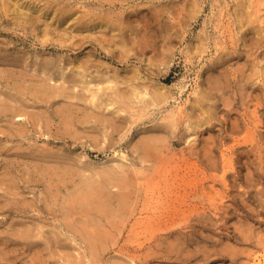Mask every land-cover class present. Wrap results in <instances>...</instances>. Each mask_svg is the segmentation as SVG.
Segmentation results:
<instances>
[{
  "label": "rangeland",
  "instance_id": "rangeland-1",
  "mask_svg": "<svg viewBox=\"0 0 264 264\" xmlns=\"http://www.w3.org/2000/svg\"><path fill=\"white\" fill-rule=\"evenodd\" d=\"M28 1L0 0V264H255L253 255L264 253V52L261 50L264 48V1L250 0L256 3L255 7L249 0L120 1L115 7L118 12L113 9L112 15L115 12L113 23L116 24H119L116 19L121 15V19L118 18L122 20L121 30L115 29L117 26L113 24L115 27L111 31L119 30L121 36L119 31L112 34L110 29L104 27L103 30L100 24L88 25L96 38L89 36L87 26L76 25L73 19L69 24L63 23L50 9L48 18L40 19V14L34 9L40 1ZM42 1L40 4H44L45 0ZM194 2L197 6L193 7L197 8L188 10ZM238 2H241L238 5L243 6L241 9L244 10L237 6ZM16 3L20 6H15ZM248 3L249 8L245 7ZM257 4L261 7L256 8ZM28 7L32 9L26 13ZM250 7L258 9V13H252L253 8ZM86 9L89 10V7ZM120 9H128V14ZM247 10L255 18L252 23L255 30L256 20L261 24H258L259 27L257 25L260 32H254L253 26L245 21L249 17ZM32 15L35 19H32ZM76 15L82 14L78 12ZM235 22H246L244 28L250 27L246 29H251L249 33L254 35H250L246 29L247 34L244 33V28L242 33V29H239L241 24ZM165 24L171 25L168 28ZM44 29L50 33L47 34L48 31ZM73 29L81 36L70 34ZM164 34H167L166 37ZM242 34L246 41H242ZM255 35L259 39L257 44ZM253 40L256 42L253 43ZM222 47H226L224 51ZM80 64L85 68H79ZM79 74L81 80H77ZM72 77H77L79 86ZM61 84L67 89L63 88V91ZM132 86H136L137 90ZM138 89L140 92L142 89V92ZM153 91H160L158 94L163 92V101L161 98L158 99L160 102L157 101ZM97 96H101V99ZM200 96L202 101L197 99ZM129 97L136 102H130ZM200 101L203 105H200ZM92 103L96 108L100 104L99 109L102 103L106 105L99 111ZM138 107L145 110L139 111L136 109ZM93 110L103 118L94 113L93 116ZM208 111H212L211 115ZM170 112H176L177 117L174 113L173 116L177 120L171 115L172 121L168 120V124L166 120ZM89 113L102 119H96V123ZM205 115L210 117L206 118ZM137 116H142V119L139 120ZM69 124L70 129L66 127ZM234 124L238 128H233ZM241 127L246 128L245 131L251 129L245 132ZM74 132L77 134L74 135ZM247 133L252 134L248 137ZM245 137L247 142L244 141ZM237 139L242 141L238 142ZM146 141L148 146L144 145L147 147L143 145L137 148ZM149 141L152 144L156 142L153 144L156 148L163 144L162 148L157 149L160 154L157 150V155L152 152L156 159L153 154L147 158L143 155V159L139 154L150 150L152 144L150 142L149 145ZM45 150H49V153H44ZM231 151L233 154H230ZM122 154L124 158L126 156L125 162L122 161ZM228 159H232L231 162ZM118 161L121 167L129 169L126 171L131 172L130 176L123 167L121 173L119 164H115ZM62 164L65 166L62 167ZM107 164L113 167L114 172L118 170L116 175L117 172L119 175L126 173L130 187L133 184L131 177L135 178L134 187L130 188L121 180L119 182V175L110 180L114 183L118 181L116 184L121 187H112L114 183L111 182L107 184L105 180L108 177L104 174ZM115 165L119 169L117 166L115 169ZM102 166H106V170L101 171ZM59 170H66L67 175L61 177L63 174ZM97 170L100 175L92 172ZM183 173L187 175L182 177ZM57 174L60 177L54 180L52 176ZM101 174L102 179H98ZM93 176L99 182L101 180L99 185L103 188L109 186L110 189H104L107 191L105 198L93 193L92 188L98 183L92 180H96ZM186 176L191 177L190 180ZM181 177L187 179L186 183ZM86 183L92 184L87 186ZM99 185L96 184V187ZM125 186L129 187V190L128 187L125 189L126 192L123 190ZM182 191L190 192L186 194L188 197ZM127 192L133 196H128L130 200ZM118 193L128 199L126 201L123 197L124 205L117 200L121 198ZM83 195L85 197H81ZM82 198L89 200H86L87 206ZM156 198L158 203L154 200ZM174 200L181 202V205ZM90 201L94 203L90 205ZM101 201H105V205ZM126 202H129V207ZM163 202L165 206H162ZM70 203L74 204V208ZM125 204L127 209H124ZM95 205H99L98 208ZM173 205L176 206L173 208ZM166 206L167 212L164 210ZM116 208L124 211L118 212ZM77 209L81 210L79 214L84 212L86 216H78ZM67 210L72 215L77 214L73 216L74 220ZM170 211L175 212L172 214ZM88 217L90 222L87 221ZM99 218L101 220H97ZM66 220H70L73 226L70 221V224L65 223ZM64 223L69 227L65 225L66 228ZM154 225H158V228ZM73 227L77 232L70 229ZM85 229L94 236H90L87 230L83 232ZM98 229L105 241L97 239L96 234L100 233ZM84 236L89 239L96 236L94 239H97V243L101 241V245L95 244V247L89 244V239Z\"/></svg>",
  "mask_w": 264,
  "mask_h": 264
},
{
  "label": "bare ground",
  "instance_id": "bare-ground-1",
  "mask_svg": "<svg viewBox=\"0 0 264 264\" xmlns=\"http://www.w3.org/2000/svg\"><path fill=\"white\" fill-rule=\"evenodd\" d=\"M1 1H2V0H1ZM5 1H6V0H5ZM7 1H9V0H7ZM20 1H21V0H20ZM23 1H25V0H23ZM27 1H28V0H27ZM33 1H35V0H33ZM33 1H32V2H33ZM36 1H37V2L40 1L39 4H38V6L36 5L37 7L34 8V9H35V12L38 13V15L40 14V15H39V16H40V19H41V18H46L47 15H48V12H49V11H50V12H53V11H54V13L60 17V19H58V20H61L63 23H64V22H68L67 24H69L70 19H73L72 22H74V24H76V25H79V26H85V27L87 26V27H88V25H97V26H98V25L100 24V25H102V27H103L102 29H103V30H104V27H105L106 30H107V29H108V30L110 29V32H112V31H111V28L115 27L114 25L116 24V22L113 23V15L115 14V12H118V9H117V11H115V7L117 6L118 2H120V1H125V0H45L44 4L42 3L43 5L40 4L42 0H36ZM36 1H35V2H36ZM169 1H170V0H169ZM255 1H256V0H255ZM259 1H260V2H263L264 0H259ZM11 2H12V1H11ZM13 2H14V1H13ZM30 2H31V0L28 1V3H30ZM35 2H33V3H35ZM42 2H43V1H42ZM167 2H168V1H166V4H165V5H167ZM195 2H196V1H195ZM195 2H194V5L192 4L191 9H188V10H192V9L194 10V8H197V7H193V6H197V4H195ZM244 2H246V0H245ZM244 2H242V3H244ZM251 2H252V1H251ZM251 2H250V0H249V3H251ZM1 3H2V2H1ZM1 3H0V4H1ZM5 3H7V2H5ZM5 3H4V4H5ZM22 3H23V2H22ZM25 3H26V2H25ZM25 3H24V4H25ZM122 3H123V2H122ZM171 3H173V2H171ZM239 3H241V2H238V3H237V6L241 9V7H243V6H241V5L239 6V5H238ZM249 3H248L247 5L244 4V5H246L245 7L249 8V6H248ZM263 3H264V2H263ZM19 4H20V2H19ZM19 4L16 3L15 6L17 5V7H19V6L21 5V4H20V5H19ZM31 4H32V3H31ZM31 4H30V5H31ZM253 4H254V3L252 2L251 5L253 6ZM255 4H256V3H255ZM255 4H254V7H255ZM12 5H13V3H12ZM18 5H19V6H18ZM30 5H29V6H30ZM190 5H191V4H190ZM190 5H189V7H190ZM257 5H258V4H257ZM257 5H256V8H257V7H261L260 4H259L258 6H257ZM1 6H2V5H1ZM6 6H8V5H6ZM21 6H22V5H21ZM120 6H121V5H120ZM9 7H10V6H9ZM86 7H87V8L89 7V10H87ZM124 7H125V6H124ZM189 7H188V8H189ZM254 7H250V9H251V8L254 9ZM3 8H4V7H3ZM23 8H24V7H23ZM32 8H33V6H32ZM32 8H30V9H32ZM84 8L86 9L85 11H84ZM118 8H119V7H118ZM133 8H134V7H133ZM135 8H136V7H135ZM247 8H246V9H247ZM256 8H255L254 10L251 9L252 13H253V12H254L255 14L258 13V9H256ZM4 9H5V8H4ZM11 9H12V7H11ZM18 9H19V8H18ZM27 9H28V11H26V13H27V12H28V13L31 12V11H29V10H30L29 7H28ZM48 9H50V10L48 11ZM80 9H83V10H80ZM113 9H114L115 12H114L113 15H112ZM124 9H125V8H124ZM124 9H123V10H124ZM242 9L244 10V8H242ZM242 9H241V10H242ZM250 9H249V10H250ZM6 10H7V7H6ZM6 10H5V11H6ZM25 10H26V8H25ZM120 10H122V9H120ZM123 10H122V12H123ZM127 10H128V9H126V11H127ZM163 10H165V9H163ZM163 10H162V11H163ZM241 10H240V11H241ZM249 10H247V12H249V17H248V19L245 20V18H244V17H243V18H244V20L247 22L248 25L253 26L252 23H254V21H255V20H253V19H255V18H254V16H253V14L251 13V11H249ZM260 10H261V8H260ZM15 11H16V10H15ZM21 11H22V10H21ZM102 11H103V14H102ZM124 11H125V10H124ZM126 11H125V12H126ZM133 11H134V10H133ZM133 11H131V12H133ZM2 12H4V11H2ZM8 12H9V10H8ZM11 12H12V11H11ZM13 12H14V11H13ZM24 12H25V11H24ZM35 12H33V13H35ZM78 12H81L82 15L77 16L76 14H78ZM134 12H135V11H134ZM242 12H244V11H242ZM242 12H241L240 14H244V13H246V11H245L244 13H242ZM22 13H23V12H22ZM36 13H35V14H36ZM120 13H121V11H120L118 14H120ZM129 13H130V11H129ZM161 13H162V12H161ZM1 14H2V13H1ZM24 14H25V13H24ZM31 14H32V13H31ZM31 14L29 15L30 18H31ZM126 14H128V11L126 12ZM132 14H133V13H132ZM132 14H130V15H132ZM240 14H239V15H240ZM255 14H254V15H255ZM33 15H34V14H33ZM33 15H32V17H33ZM115 15H116V14H115ZM123 15H124V14H123ZM123 15H122V17H123ZM130 15H128V16L130 17ZM189 15H190V14H189ZM4 16L7 17L5 14H4ZM12 16H13V15H12ZM34 16H35V15H34ZM36 16H37V15H36ZM39 16H37L36 19H38ZM119 16L121 17V15H119ZM119 16H118V18H119ZM187 16H188V15H187ZM187 16H186V17H187ZM240 16H241V15H240ZM257 16H258V15H257ZM257 16H256V18H257ZM18 17H19V16H18ZM25 17H26V15H25ZM49 17H50V15H49ZM115 17L117 18V16H115ZM126 17H127V15L125 16V19H126ZM252 17H253V18H252ZM11 18H12V17H11ZM16 18H17V17H16ZM23 18H24V17H23ZM28 18H29V17H27V20H28ZM47 18H48V17H47ZM116 18H114V19H116ZM118 18H117L116 20H117V23H119V24H116L117 27H115V29L121 27L120 24L122 23V20H120V21H121V22H120L119 19H121V18H119V19H118ZM261 18H262V17H261ZM32 19H35V18L33 17ZM40 19H39V20H40ZM128 19H129V18H128ZM166 19H167V18H166ZM257 19H258V18H257ZM27 20H26V22H27ZM45 20H46V19H45ZM53 20H54V19H53ZM53 20H52V22H53ZM167 20H168V19H167ZM237 20H238V19H237ZM244 20H243V21H244ZM263 20H264V19H263ZM263 20L261 19L262 22H263ZM23 21H24V20H23ZM114 21H115V20H114ZM180 21H181V20H180ZM180 21H179V22H180ZM239 21H241V19H239ZM259 21H260V20H259ZM29 22H30V20H29ZM33 22H34V21H33ZM35 22H37V21H35ZM52 22H51V23H52ZM124 22H125V21H124ZM163 22H165V21H163ZM166 22H167V21H166ZM185 22H186V21H185ZM246 22H242V23H244V24H241L240 22H235V23H239V24H241L240 26H242V27L239 28V27H240V26H239L238 28H239V29H242V28H244V25H245ZM256 22H257L256 24L258 25L259 23H258L257 20H256ZM38 23H39V22H38ZM40 23H41V22H40ZM45 23H46V21H45ZM45 23H44V24H45ZM47 23H48V22H47ZM54 23H55V21H54L52 24H54ZM58 23H60V22H58ZM125 23H126V22H125ZM260 23H261V22H260ZM30 24H31V23H30ZM30 24H29V25H30ZM34 24L36 25V23H34ZM42 24H43V23H42ZM60 24H61V23H60ZM72 24H73V23H72ZM72 24H71V25H72ZM74 24H73V25H74ZM113 24H114V25H113ZM180 24H181V23H180ZM247 24H246V25H247ZM256 24H255V25H256ZM23 25H24V23H23ZM61 25H62V24H61ZM61 25H60V26H61ZM65 25H66V24H64V26H65ZM73 25H72V26H73ZM167 25H168V28H169V27H170L169 25H171V24H167ZM167 25L165 24L166 27H167ZM246 25H245V26H246ZM257 25H256V30H257ZM259 25H261V24H259ZM259 25H258V27H259ZM262 25H264V24L262 23ZM30 26H33V25H30ZM50 26H51V25H50ZM52 26H53V25H52ZM52 26H51V27H52ZM57 26H58V24H57ZM57 26H56V28H57ZM60 26H58V27H60ZM62 26H63V25H62ZM67 26H68V25H67ZM118 26H119V27H118ZM124 26H127V25H124ZM160 26H161V25H160ZM163 26H164V23H163ZM163 26H161V27H163ZM172 26H173V25H172ZM181 26H182V24H181ZM236 26H238V25H236ZM33 27H35V26H33ZM75 27H76V26H75ZM93 27H94V26H93ZM127 27H128V26H127ZM166 27H165V28H166ZM48 28H49V27H48ZM53 28H54V27H53ZM56 28H55V29H56ZM60 28H61V27H60ZM73 28H74V27H73ZM88 28L90 29V31H89V29H86V30H88L87 32H88L89 36H90V35L93 36V34H94L93 30L91 31V28H90V27H88ZM94 28H95V27H94ZM94 28H93V29H94ZM123 28H124V27H123ZM125 28H126V27H125ZM125 28H124V29H125ZM129 28H130V26H129ZM129 28H128V29H129ZM172 28H173V27H171L170 29H172ZM246 28H250V27H248V26L245 27V28H244V31H245ZM251 28H254V29H252L253 31L255 30V27H254V26L251 27ZM262 28H263V27H262ZM64 29L67 30L65 27H64ZM76 29H77V28H76ZM76 29H73L74 31L70 30V31H72V32H71V33L69 32V33H70V34H73V33L75 34V33H76V36L79 35V34H77L78 31H76ZM163 29H164V28H163ZM44 30H45V29H44ZM44 30H43V31H44ZM50 30H51V29H50ZM60 30H62V29H60ZM68 30H69V29H68ZM68 30H67V31H68ZM78 30H79V29H78ZM80 30H81V29H80ZM86 30H85V31H86ZM113 30H114V29H113ZM119 30H121V28H120ZM119 30H117V31H119ZM122 30H123V29H122ZM165 30H166V29H165ZM250 30H251V29H246V31H248V33H249ZM256 30H255V31H256ZM260 30H261V29H260ZM260 30H259V28H258L257 31L260 32ZM262 30H263V32H264V29H262ZM47 31H48V30H47ZM47 31L45 30V32H47ZM53 31H54V30H53ZM94 31H98V30L95 29ZM99 31H100V30H99ZM99 31H98V32H99ZM117 31H116V32H117ZM125 31H127V30H125ZM125 31H124V32H125ZM161 31H162V30H161ZM177 31H179V30H177ZM177 31H176V32H177ZM238 31H239V30H238ZM238 31H237V32H238ZM246 31H245L244 33L247 34ZM255 31H254V32H255ZM45 32H44V33H45ZM57 32H58V31H56V34H58ZM61 32H64V31H61ZM80 32H81V31H79V33H80ZM98 32H97V34H96V33H95V34L98 35ZM116 32H115V30H114V31L112 32V34H113V33L115 34ZM121 32H122V31H121ZM129 32H130V30H129ZM136 32H137V31H136ZM159 32H160V31H159ZM165 32H166V31H165ZM179 32H180V31H179ZM250 32H251V31H250ZM263 32L261 31V34H262V35H263ZM44 33H43V36L46 34V33H45V34H44ZM49 33H50V32L48 31L47 34H49ZM59 33H60V32H59ZM69 33H68V35H69ZM99 33H101V32H99ZM104 33H105V32H104ZM104 33H102V36H103ZM125 33H126V32H125ZM125 33H123L122 37L125 36ZM160 33H161V32H160ZM169 33H170V32H169ZM171 33H172V32H171ZM239 33L241 34V32H239ZM242 33H243V29H242ZM64 34L66 35V32H65ZM64 34H62V35L65 36ZM81 34L83 35V33H81ZM84 34H85V33H84ZM106 34H108V33H106ZM119 34H120V36H121L122 33H120V31H119ZM131 34H132V32H131ZM133 34H134V32H133ZM233 34H234V33H233ZM249 34H250V33H249ZM251 34H252V33H251ZM251 34H250V35H251ZM255 34H256V33H255ZM58 35H59V34H58ZM62 35H61V36H62ZM100 35H101V34H100ZM110 35H111V33H110ZM164 35H165V34H164ZM164 35H163V37H164ZM166 35H167V34H166ZM166 35H165V37H166ZM170 35H171V34H169V36H170ZM242 35H243V34H242ZM252 35H254V33H253ZM256 35H257V34H256ZM256 35H255L254 37L256 38L257 42H256L255 40L252 41L253 43H254V41H255V42H256L255 44H257L258 41H259V39H257V36H256ZM262 35H260V36H262ZM48 36H49V35H48ZM59 36H60V35H59ZM70 36H71V35H70ZM79 36H81V35H79ZM113 36H116V35H113ZM235 36H236V33H235ZM240 36H241V35H240ZM243 36H244V35H243ZM258 36H259V33H258ZM71 37H72V36H71ZM77 37H78V36H77ZM82 37L85 38V36H82ZM93 37H95V35H94ZM122 37H121V38H122ZM233 37H234V36H233ZM247 37H249V36H247ZM262 37H263V40H264V36H262ZM43 38H44V37H43ZM73 38H74V36H73ZM86 38H88V37H86ZM95 38H96V37H95ZM238 38H239V37H238ZM238 38H237V39H238ZM241 38H242V37H241ZM258 38H259V37H258ZM46 39H48V38L46 37ZM46 39H45V40H46ZM245 39H246V38H245V36H244V38H243L242 41H244ZM252 39H253V38H252ZM260 40H261V39H260ZM236 41L238 42V40H236ZM236 41H234V42H236ZM245 41H246V40H245ZM43 42H46V41H43ZM263 42H264V41H263ZM122 43H123V41H122ZM250 43H251V41H250ZM259 43H260V42H259ZM123 44H124V43H123ZM234 44L236 45V43H234ZM244 44H246V42H245ZM255 44H254V45H255ZM262 44H263V43L261 42V45H262ZM251 45L254 46L253 44H250V46H251ZM236 46H237V45H236ZM236 46H235V47H236ZM255 46H256V45H255ZM255 46H254V47H255ZM202 47H203V46H202ZM246 47H248V45H246ZM257 47H259V46H257ZM260 47H261V46H260ZM225 48H226V47H225ZM225 48H224V49H225ZM124 49H125V48H124ZM224 49H223V47H222V51H224ZM249 49H250V48H249ZM260 49H261V48H260ZM202 50H203V49L201 48V51H202ZM261 50H263V51H262V53H263V52H264V48H262ZM201 51H200V52H201ZM247 51H248V50H247ZM251 51H253V49H252ZM253 52H254V51H253ZM253 52H252V53H253ZM255 52H256V48H255ZM255 52H254V53H255ZM246 53H247V52H246ZM247 54H250V52H248ZM257 55H259V54H257ZM260 55H261V54H260ZM245 56L247 57V56H249V55H245ZM251 58H253V56H252ZM251 58H250V60H251ZM256 58H257V57H256ZM256 58H255V59H256ZM223 59H224V58H222V61H224ZM246 60H247V62H248L249 59L246 58ZM252 61H254V59H252ZM14 62H15V61H14ZM219 62H220V61H219ZM248 63H249V62H248ZM250 63H251V64H256L255 62H254V63L250 62ZM83 64H84V63H83ZM78 67L80 68V67H81V64L78 65ZM82 67H84V66H82ZM82 67H81V68H82ZM84 68H85V67H84ZM263 70H264V69H263ZM80 71H81V70H80ZM82 71H83V69H82ZM82 71H81V72H82ZM42 73H44V72H42ZM46 74H47V73H46ZM76 74H78V73H76ZM63 75H64V73L61 75V78L63 77ZM74 75H75V74H74ZM74 75H73V76H74ZM80 75H81V74L78 75L79 78H78L77 80H81V79H80ZM75 76H76V75H75ZM135 77H136V76H135ZM49 78H50V77H49ZM67 78H68V77H67ZM76 78H77V77H76ZM76 78L72 77V80L75 79V82H76ZM136 78H137V77H136ZM136 78H134V79H136ZM62 79H63V78H62ZM65 79H66V78H65ZM66 80L69 81V79H66ZM92 80H93V79H92ZM106 80H107V79H106ZM128 80H129V79H128ZM242 80H244V79H242ZM248 80H249V78H247V81H248ZM86 81H89V80L86 79ZM107 81H108V80H107ZM244 81H245V80H244ZM247 81H246V82H247ZM62 82L64 83V81H62ZM92 82H93V81H92ZM110 82H112V81H110ZM233 82H234V81H233ZM79 83H81V81H80ZM83 83H85V82H83ZM83 83H82V84H83ZM89 83L91 84V82H89ZM237 83H238V82H237ZM248 83H249V82H248ZM256 83H257V82H256ZM256 83H254V84H256ZM86 84H87V83H86ZM229 84H230V83H229ZM250 84H251V83H250ZM45 85H46V84H45ZM61 85H62V84H61ZM76 85L79 86V85L77 84V82H76ZM88 85H89V84H88ZM39 86H41V85H39ZM46 86H47V85H46ZM48 86H49V85H48ZM57 86H58V85H56V88H58ZM86 86H87V85H86ZM89 86H90V85H89ZM89 86H88V89H89V91H90L91 89L89 88ZM235 86H236V82H235ZM259 86H260V85H259ZM60 87H61L62 89H63V88H66V87L63 86V85L60 86ZM80 87H83V85H80ZM130 87H131V86H130ZM133 87H134V86H132V89H133ZM135 87H136V86H135ZM135 87H134V89L137 90V88H135ZM43 88H44V87H43ZM51 88H52V86H51ZM51 88H50V89H51ZM56 88H55V89H56ZM48 89H49V87H48ZM66 89H67V88H66ZM88 89H87V90H88ZM130 89H131V88H130ZM132 89H131V90H132ZM157 89H158V88H157ZM159 89H160V88H159ZM44 90H45V89H44ZM138 90H139V89H138ZM162 90H163V88H162ZM162 90H161V91H162ZM40 91H41V90H40ZM63 91H64V89H63ZM70 91H71V90H70ZM132 91H133V90H132ZM154 91H155V88H154ZM154 91H153L152 93H156V95H153V96H157L156 99H157V101L160 102V101L163 99V98H162V95H161L163 92H161V94H158L160 91H158V92H157V91L154 92ZM36 92H38V91H36ZM139 92H140V90H139ZM141 92H142V89H141ZM141 92H140V93H141ZM94 93H95V92H94ZM135 93L139 94L137 91H135ZM135 93H134V94H135ZM43 94H44V93H43ZM43 94H42V96H43ZM54 94H55V93H54ZM144 94H145V92H144ZM139 95H140V94H139ZM158 95H159V96H158ZM206 95H207V94H206ZM40 96H41V94H40ZM92 96L95 97L93 94H92ZM92 96H91V97H92ZM120 96H121V95H120ZM135 96H137V95L135 94ZM142 96H143V95H142ZM145 96H146V95H145ZM153 96H152V97H153ZM160 96H161V97H160ZM202 96H203V94H202ZM202 96H200V97L197 98V99L199 100ZM68 97H69V96H68ZM81 97H82V96H81ZM81 97H80V98H81ZM97 97L101 99V96H100V97L97 96ZM123 97H124V95H123ZM143 97H144V96H143ZM152 97H150V99L152 100V99L154 98V99H153V101H154V100H155V97H153V98H152ZM163 97H164V96H163ZM255 97H256V96H255ZM257 97H258V96H257ZM14 98H15V97H14ZM43 98H44V97H43ZM69 98L71 99V97H69ZM69 98H68V99H69ZM98 98H97V99H98ZM129 98H130V97H129ZM129 98H128V100H129ZM139 98H141V97H139ZM139 98H138V100H139ZM160 98H161V100H158V99H160ZM41 99H42V98H41ZM72 99H74L73 96H72ZM76 99H77V98H76ZM141 99H142V98H141ZM164 99H167V98L165 97ZM197 99H196V100H197ZM204 99H205V98H204ZM206 99H207V97H206ZM206 99H205V100H206ZM210 99H211V98H210ZM210 99H209V100H210ZM255 99H256V98H255ZM259 99H260V98H259ZM15 100H16V99H15ZM18 100H19V98H18ZM79 100H80V99H79ZM82 100H84L83 97H82ZM132 100H133V99H132ZM132 100H131V98H130V102H132ZM138 100H137V101H138ZM144 100H145V99H144ZM144 100H142V102H143ZM146 100H147V99H146ZM148 100H149V99H148ZM151 100H149V102H150V103H153V102H151ZM200 100H201V99H200ZM36 101H37V100H36ZM40 101H41V100H40ZM122 101H123V100H122ZM124 101H126V100H124ZM133 101H134V102H132V103H135V102H136V100H133ZM155 101H156V100H155ZM155 101H154V102H155ZM162 101H163V100H162ZM165 101H166V100H165ZM201 101H202V100H201ZM201 101H200V102H201ZM207 101H208V100H207ZM207 101H206V102H207ZM257 101H259L258 98H257ZM15 102H17V101H15ZM84 102H85V101H84ZM87 102L91 103V101H87ZM87 102H86V105L88 104ZM96 102H97V101H96ZM111 102H112V101H111ZM140 102H141V101H140ZM140 102H139L138 105H140ZM142 102H141V103H142ZM144 102H145V101H144ZM17 103H19V102H17ZM150 103H149V104H150ZM198 103H199V102H198ZM259 103H260V102H259ZM93 104H94V103H92V105H93ZM108 104H109V102H108ZM119 104H121V103H119ZM119 104H118V105H119ZM122 104H123V103H122ZM122 104H121V105H122ZM155 104H156V103H155ZM201 104L203 105V102H201L200 105H201ZM19 105L21 106L22 104L19 103ZM99 105H100V104H99ZM99 105L97 106V108H98V110L100 111V110L103 108V105H106V104H105V103H102V106H101L102 108H101V109H99ZM114 105H116V103H115ZM121 105H119V106H120V109H121ZM195 105H196V104H195ZM17 106H18V104H17ZM22 106H23V105H22ZM87 106H88V105H87ZM107 106H108V105H107ZM147 106H148V105H147ZM154 106H155V105H154ZM156 106H157V105H156ZM156 106H155V107H156ZM197 106H198V104H197ZM197 106H196V107H197ZM204 106H205V105H204ZM207 106H208V105H207ZM23 107H25V106H23ZM26 107H27V106H26ZM94 107H95V109H97L95 104H94ZM139 107H140V106H139ZM139 107L136 108V109H139V111H140L141 109L143 110V108H144V107H143V108L140 109ZM150 107H152L151 104H150ZM150 107H148V108H150ZM208 107H209V106H208ZM21 108H22V107H21ZM21 108H20V109H21ZM71 108H72V107H71ZM92 108H93V107H92ZM92 108H91V109H92ZM110 108H112V107H109V109H110ZM125 108H126V107H125ZM131 108H132V107H131ZM148 108H147V110H148ZM177 108H178V107H177ZM197 108H198V107H197ZM88 109H89V108H88ZM109 109H108V110H109ZM122 109H124V107H123ZM126 109H127V108H126ZM136 109H135V110H136ZM135 110H134V111H135ZM144 110H145V108H144ZM147 110H146V113H147ZM175 110H176V109H175ZM175 110H174V111H175ZM178 110H179V108H178ZM208 110H209V109H208ZM5 111H6V110H5ZM5 111H4V112H5ZM81 111H82V110H81ZM83 111H84V110H83ZM172 111H173V109H172ZM85 112H86V110H85ZM112 112H113V111H112ZM115 112H117V111H115ZM119 112H120V110H119ZM176 112H177V111H176ZM176 112H175V113H176ZM179 112H180V110H179ZM208 112H209V111H208ZM208 112H207V114H208ZM210 112H212V111H210ZM210 112H209V113H210ZM67 113H68V112H67ZM70 113H71V112H70ZM73 113H74V112H73ZM90 113H91V112H90ZM90 113H89V114H90ZM93 113H94L95 116L98 115V114H96V113L94 112V110L92 111V115H93ZM97 113H98V112H97ZM170 113H171V112H170ZM173 113H174V112H173ZM173 113H171V114L168 115L169 118H167L166 123L169 124V121H168V120H171V118H172V116H173ZM175 113H174V115L176 116ZM203 113H204V111H203ZM254 113H256L255 110H254ZM23 114H24V113H23ZM84 114H85V113H84ZM116 114H117V113H116ZM143 114H144V113H143ZM68 115H69V114H68ZM92 115L90 114V116H92ZM94 115H93V116H94ZM99 115H100V113H99ZM99 115H98V116H99ZM171 115H172V116H171ZM209 115H211V113H210ZM209 115H205L206 118H208L207 116H209ZM212 115H213V114H212ZM252 115H253V114H252ZM254 115H255V114H254ZM71 116H72V115H71ZM90 116L88 115V117H90ZM93 116H92V117H93ZM100 116H102V118H103V115H100ZM175 116H173V118H174ZM205 116H204V118H205ZM84 117H85V115H84ZM137 117H138L139 120L142 119V118H141L142 116H140V118H139V116H137ZM170 117H171V118H170ZM176 117H177V116H176ZM176 117H175V119L177 120ZM209 117H210V116H209ZM34 118H35V117H34ZM77 118H78V117H76V119H77ZM100 118H101V117H100ZM100 118H99V117H97V118L93 117L92 119H93V121H94V120L96 121V119L100 120ZM102 118H101V119H102ZM252 118L254 119V117H252ZM258 118H259V117H258ZM19 119H20V118H19ZM68 119H69V118H68ZM79 119H80V118H79ZM105 119H106V118H105ZM111 119H112V118H111ZM111 119H110V120H111ZM135 119H136V118H135ZM210 119H212V118H210ZM255 119H257L256 116H255ZM259 119H260V118H259ZM27 120H28V119H27ZM34 120H35V119H34ZM37 120H38V119H37ZM82 120H83V119H82ZM87 120H88V118H87ZM136 120H137V119H136ZM203 120H204V119H203ZM260 120H261V119H260ZM83 121H84V120H83ZM88 121H89V120H88ZM93 121H92V122H93ZM171 121H172V120H171ZM174 121H175V120H174ZM206 121H208V120H206ZM261 121H262V120H261ZM261 121H260V123H261ZM31 122H32V121H31ZM61 122H62V121H61ZM66 122H67V121H66ZM66 122H65V124H66ZM75 122H76V121H75ZM79 122H80V120H79ZM86 122H87V121H86ZM101 122H102V121H101ZM101 122H100V124H101ZM108 122H109V120H108ZM110 122H111V121H110ZM252 122H253V124H254V120H252ZM252 122H250V123L252 124ZM255 122H256V123H255V125H256V124H257V121L255 120ZM258 122H259V120H258ZM87 123H88V122H87ZM96 123H97V121H96ZM98 123H99V122H98ZM102 123L104 124V121H103ZM202 123H204V122H202ZM205 123H206V122H205ZM260 123H259V124H260ZM65 124H64V125H65ZM88 124H89V123H88ZM170 124H171V123H170ZM245 124H246V123H245ZM61 125H62V124H61ZM78 125H79V124H78ZM83 125H86V123H84ZM83 125H82V126H83ZM166 125H167V124H166ZM173 125H174V123H172V127H174ZM198 125H201V124H198ZM32 126H33V125H32ZM76 126H77V125H76ZM231 126H232V125H231ZM234 126H235V124H234ZM236 126H237V125H236ZM236 126H235V127L232 126V127H233V128H236ZM66 127H69V129H70V124H69L68 126L66 125ZM77 127H78V126H77ZM168 127H170V126H168ZM172 127H170V128H172ZM200 127H201V126H200ZM244 127H245V125H244ZM62 128L64 129V127H62ZM233 128H232V129H233ZM237 128H238V126H237ZM241 128H243V127H241ZM247 128H248V127H247ZM253 128H254V126H253ZM256 128H258V125L256 126ZM250 129H251V128H249V130H250ZM254 129H255V128H254ZM67 130H68V129H67ZM71 130H72V129H71ZM230 130H231V129H230ZM235 130H238V129H235ZM243 130L245 131L246 128H245V129L243 128ZM247 130H248V129H247ZM249 130H248V131H245V132H249ZM255 130H256V129H255ZM57 131H59V130H57ZM64 131H65V129H64ZM74 131H76V130H74ZM67 132H68V131H67ZM69 132L72 133L71 131H69ZM77 132H78V131H77ZM233 132H234V129H233ZM235 132H236V131H235ZM64 133H65V132H64ZM76 134H77V133H76ZM76 134H75V132H74V135H76ZM251 134H252V133H251ZM251 134H250V135H251ZM253 134H254V131H253ZM66 135H68V134L66 133ZM247 135H248V137L250 136L249 133H247ZM247 135H245V136H247ZM72 136H73V135H72ZM252 136H253V135H252ZM248 137H247V138H248ZM233 139H235V138H233ZM241 139H242V138H241ZM241 139H240V140H241ZM249 139H254V138H253V137H250ZM237 140H238V139H237ZM240 140H238V142H240ZM242 140H243V139H242ZM242 140H241V141H242ZM246 140H247V139H246V137H245V140H244V141L247 142ZM235 141H236V140H234V143H235ZM252 141H253V140H252ZM150 142H151V141H149V145H150ZM248 142H250V140H248ZM241 143H242V142H241ZM139 144H141V143H139ZM144 144H147V146H148V141H146V143H143V142H142V144H141L139 147L137 146V148H140V147L143 146ZM151 144H152V142H151ZM153 144H157V143L155 142V143H153ZM153 144L149 146V148H150L151 151L149 150L147 153H143V151L141 150V151H142L141 153L138 152L139 154H141L142 159H143V155H144L146 158H147L148 156H151V157H152V154H153L152 152H155V153H156V150H157V149H160V148L163 147V144H161V145H162L161 147L158 146V148H156L157 146H156V145L153 146ZM242 144H243V143H242ZM240 145H241V144H240ZM251 145H252V144H251ZM145 146H146V145H144L143 147L145 148ZM147 146H146V147H147ZM152 146L154 147L153 150L155 149V151L152 150ZM155 146H156V147H155ZM233 146H236V145H233ZM238 146H239V145H238ZM238 146H237V147H238ZM252 146H253V145H252ZM143 147H142V149H144ZM159 147H160V148H159ZM239 147H240V146H239ZM166 148H167V147H166ZM231 148H232V147H231ZM37 149H38V148H37ZM146 149H147V148H146ZM233 149H235V148H233ZM233 149H232V150H233ZM38 150L40 151V149H38ZM41 150H42V149H41ZM138 150H139V149H138ZM162 150H163V149H162ZM162 150H161V151H162ZM230 150H231V149H230ZM48 151H49V150H48ZM48 151L45 150L44 153L48 154V153H49ZM145 151H146V150H145ZM157 151H158L157 153L160 154L159 150H157ZM234 151H235V150H234ZM47 152H48V153H47ZM50 152H53V151L50 150ZM150 152H151V155L149 154ZM231 152H232V151H231ZM38 153H39V152H38ZM38 153H37V154H38ZM53 153H54V152H53ZM142 153H143V154H142ZM157 153H156V155H157ZM41 154L43 155V152H41ZM50 154H51V153H50ZM54 154H55V153H54ZM57 154H59V153L57 152ZM159 154H158V155H159ZM230 154H233V152L230 153ZM153 155H154V154H153ZM53 156H54V155H53ZM55 156H56V155H55ZM122 156H123L122 161L125 162L126 160H124V159L126 158V156H125V158H124V155H123V154H122ZM40 157H41V156H40ZM47 157H48V156H47ZM49 157H50V155H49ZM51 157H52V155H51ZM57 157H58V156H57ZM63 157H64V156H63ZM158 157H159V156H158ZM36 158H38V157H36ZM43 158H44V155H43ZM154 158H155V155H154ZM156 158H157V157H156ZM156 158H155V159H156ZM50 159H51V158H50ZM53 159H54V158H53ZM55 159H56V158H55ZM55 159H54V160H55ZM58 159H60V158H58ZM58 159H57V160H58ZM65 159H66V158H65ZM120 159H121V158H120ZM142 159H141V160H142ZM225 159H226V158H225ZM36 160H37V159H36ZM51 160H52V159H51ZM66 160H68V159H66ZM228 160L231 162L232 159H231V160L228 159ZM69 161H70V160H69ZM226 161H227V160H226ZM36 162H37V161H36ZM38 162H39V161H38ZM57 162H59V160H58ZM66 162H68V161H66ZM142 162H143V161H142ZM145 162H146V161H145ZM147 162H148V161H147ZM185 162H187V161H185ZM70 163H71V162H70ZM114 163H115V162H114ZM227 163L229 164V162H227ZM56 164H57V163H56ZM115 164H119V167H120V169H119L118 165H115V169H116V166L118 167L119 170H121V168L123 167V166H122V167L120 166L121 163H119V161H118L117 163H115ZM185 164H186V163H185ZM53 165H55V164H53ZM107 165H108V167L110 166L109 164H107ZM111 165H112V163H111ZM122 165H125V164L123 163ZM230 165H231V163H230ZM64 166H65V164H64ZM64 166H63V164H62V167H64ZM113 166H114V164H113ZM126 166H128V165H126ZM231 166H232V165H231ZM57 167H58V165H57ZM59 167H61V165H59ZM70 167H72V166H68V168H70ZM105 167H106V166H105ZM105 167L103 168V166H102L100 170L102 171V169H105ZM108 167H106L107 170H108ZM128 167H129V166H128ZM50 168H51V167H50ZM65 168H66V167H65ZM109 168H110V169H109L108 171L105 169L106 171L104 170L105 172H104V171H103V172H104L105 176L109 178V180H108L109 183L106 181L108 178H106L105 182H106L107 184L110 185L111 183H114V182H111L112 180H110V179H114V178L116 179V176H118L119 174H118V172H117V175H116L115 172L118 171V170H115V172H114V170H112V169H113L112 166H110ZM111 168H112V169H111ZM123 168H124V167H123ZM125 168H126V167H125ZM125 168H124V169H125ZM190 168H191V167H190ZM45 169H46V168H45ZM45 169H44V170H45ZM48 169H49V167H48ZM52 169H53V167H52ZM70 169H73V168H70ZM67 170H69V169H67ZM126 170L128 171L129 169H125V171H126ZM53 171H55V168H54ZM53 171H50V172L53 174ZM60 171H61V170H59L58 172L63 174V176H61V177H64L65 175H67V174H65V172H64V171H66V170H63V172H60ZM77 171H78V170H77ZM125 171H124V173H125ZM127 171H126V172H127ZM189 171H190V169H189ZM189 171H188V172H189ZM44 172H45V171H42V173H44ZM69 172H70V171H69ZM72 172H73V171H71V173H72ZM92 172H93V173H94V172H98V174L100 175V173H99L100 171H98V170H97V171H92ZM122 172H123V171L121 170V173H122ZM186 172H187V171H186ZM40 173H41V172H40ZM54 173H55V172H54ZM56 173H57V171H56ZM66 173H68V171H67ZM77 173H78V172H77ZM90 173H91V172H90ZM121 173H120V174H121ZM127 173H128V175L130 176V173H131V172H127ZM176 173H177V172H176ZM45 174H46V172H45ZM52 174H51V175H52ZM62 174H61V175H62ZM64 174H65V175H64ZM190 174H191V172H190ZM72 175H75V173H74V174L72 173ZM88 175H89V174H88ZM96 175H97V173H96ZM96 175H94V176H96ZM121 175H122V176H125L126 179H124L125 177L122 178ZM121 175H119V176H120V177H119L120 179L117 177V178L119 179V182H120V180H121V181H123L124 184H129V181L127 180V179H128V178H127L128 176L126 175V173H125L124 175H123V174H121ZM177 175H178V174H177ZM179 175H180V174H179ZM184 175H187V174L183 173V175H181V176L183 177ZM8 176H9V175H8ZM10 176H11V175H10ZM57 176H59V174H57L56 176H52V177H54V180H55V179L57 180V178H55V177H57ZM94 176H93V178H96V180H97V177H94ZM131 176H132V175H131ZM6 177H7V175H6ZM44 177H45V176H44ZM59 177H60V176H59ZM59 177H58V178H59ZM72 177H74V176H72ZM91 177H92V175H91ZM91 177H89V179H90ZM99 177H101V179H102V174H101V176H98V179H100ZM175 177H176V176H175ZM182 177H181V180H182V181L185 180V181H184L185 183H186V180H187V179L191 178V177H187V176H186L187 179H186V178L183 179ZM86 178H87V177H86ZM129 178H130V177H129ZM131 178L133 179V180H132L133 182H132V181H130V182H132L133 184H132V187H130V184H129V187H130V188H133V187H134V179H135V178H133V177H131ZM62 179H63V178H62ZM104 179H105V178H104ZM122 179H123V180H122ZM6 180H9V179H6ZM52 180H53V178H52ZM92 180L95 181V182H98V183H96V184H98V185H99V183L101 182V180H100V182H99L98 180H97V181L94 180V179H92ZM189 180H190V179H189ZM189 180H188V181H189ZM61 181H62V180H61ZM103 181H104V180H103ZM103 181H102V182H103ZM7 182H8V181H7ZM10 182H12V181H10ZM62 182H63V181H62ZM86 182L88 183L89 181H86ZM110 182H111V183H110ZM116 182L118 183V181L115 180L114 185L111 184V186L114 187L115 185H118V187H121L120 184H116ZM184 182H182V183H184ZM52 183H54V182L52 181ZM87 183H86V184H87ZM12 184H14V183L12 182ZM56 184H57V183H56ZM56 184H55V185H56ZM59 184H60V183H59ZM89 184L91 185L92 183H89ZM89 184H87V186H88ZM96 184H95V188H92V186H91V188H92V190H93V193L97 194V195L100 196V197H104V198H105V197H106L105 192H107V191H104V189L107 188V187H108L107 189H110L109 186H107V187L104 186V188H103L101 185H99V187H98V186L96 187ZM102 185H103V184H102ZM105 185H106V184H105ZM187 185H188V183H187ZM187 185H185V186H187ZM14 186H15V185H14ZM14 186H11V188H12V187L14 188ZM50 186H54V185H50ZM56 186H57V185H56ZM85 186H86V185H85ZM87 186H86V187H87ZM122 186H123V185H122ZM182 186H183V189H184V185H182ZM15 187H16V186H15ZM60 187H61V186H60ZM93 187H94V186H93ZM116 187H117V186H116ZM127 187H128V186H125V187H123L124 189H123V188H120V189H123L124 192H126L125 189L127 190ZM129 187H128V190H129ZM54 188H56V187L54 186ZM177 188H179V187H177ZM58 189H59V187H58ZM86 189H88V188H86ZM118 189H119V188H118ZM120 189H119V190H120ZM185 189H186V188H185ZM51 190H52V189H51ZM88 190H89V189H88ZM90 190H91V189H90ZM187 190H188V189H187ZM178 191H179V190H178ZM184 191H186V190H184ZM59 192H60V191H59ZM120 192H121V191H120ZM182 192H183V191H182ZM187 192H188V191H187ZM108 193H112V192H108ZM121 193H122V192H121ZM179 193H180V192H178V194H179ZM183 193L186 195V194H188V193H190V192H188V193L183 192ZM118 194L120 195L121 198H120V199L117 198V200L120 201V203H123V201H125V200L127 199L126 196L123 195V197L125 198V200H123L122 194H120V193H118ZM127 194H129V193L127 192ZM127 194H126V195H127ZM176 194H177V193H176ZM112 196H114V194H113ZM128 196L130 197L131 194L127 195V197H128ZM175 196L177 197V195H175ZM81 197H85V196L83 195V196H81ZM88 197L90 198V196H88ZM88 197H86V198H88ZM114 197H116V196H114ZM129 197H128V199L130 200ZM131 197H133V196H131ZM178 197H179V196H178ZM183 197H184V195H183ZM186 197H188V195H186ZM186 197H184V198H186ZM189 197H190V196H189ZM86 198H82V200L85 199V200H83V202H86L85 204H86V206H87V201H89V200H87ZM89 198H88V199H89ZM110 198H111V197H110ZM179 198H181V197H179ZM179 198H178V199H179ZM79 199H80V198H79ZM94 199H95V198H94ZM99 199H100V198H99ZM111 199H112V198H111ZM128 199H127V200H128ZM170 199H171V198H170ZM181 199H182V198H181ZM74 200H75V198H74ZM74 200H73V201H74ZM86 200H87V201H86ZM95 200H96V199H95ZM100 200H101V199H100ZM108 200H109V199H108ZM127 200H126V201H127ZM154 200H156V202L158 203L157 198L154 199ZM172 200H173V199H172ZM184 200H185V199H184ZM136 201H137V200H136ZM159 201H161V200H159ZM168 201H169V200H168ZM174 201H178V200H174ZM179 201H180V199H179ZM179 201L177 202V205H178V204L181 205V202L179 203ZM185 201H186V200H185ZM185 201H184V202H185ZM71 202H72V201H71ZM75 202H77V200H75ZM78 202H79V200H78ZM80 202H81V201H80ZM83 202H82V203H83ZM101 202H102V201H101ZM103 202L105 203V201H103ZM103 202H102L101 204H104ZM111 202H112V201H111ZM152 202H153V201H152ZM152 202H150V203H152ZM172 202H173V201H172ZM91 203H94V202H91V201H90L89 204L91 205ZM98 203H99V201L97 202V204H98ZM106 203H107V198H106ZM109 203H110V202H109ZM120 203H119V204H120ZM128 203H129V202H128ZM128 203L126 202L127 206L129 207ZM134 203L136 204L137 202L134 201ZM85 204H84V205H85ZM89 204H88V205H89ZM95 204H96V203H95ZM97 204H96V205H97ZM116 204H118V203L116 202ZM126 204H125V206H124V209H127V208H128V207L126 206ZM161 204H162V203H161ZM173 204H174V203H173ZM70 205H71V203H70ZM73 205H74V204L72 203L71 207H72ZM96 205H95V206H96ZM104 205H105V204H104ZM120 205H121V204H120ZM123 205H124V203H123ZM171 205H172V203H171ZM86 206H84L83 208H86ZM98 206H99V205H98ZM98 206H96V207L98 208ZM107 206L109 207V205H107ZM118 206H119V205H118ZM162 206H165L164 202H163V205H162ZM167 206H168V205H167ZM167 206L164 208L165 211H166V209H167ZM175 206H176V205H175ZM175 206L173 205V208H174ZM71 207H70V210L74 208V206H73V208H71ZM100 207H101V206H100ZM120 207H121V206H120ZM122 207H123V206H122ZM77 208L80 209L81 207H80V208L77 207ZM101 208H102V207H101ZM117 208H118V207H117ZM117 208H116L117 211H118V209H119V210L121 209V208H118V209H117ZM169 208H170V207H169ZM68 209H69V207H68ZM78 209L76 210V212L78 211V212H77L78 216L81 215V214H82V216H86L84 212H81V214H79V212H80L81 210H78ZM122 209H123V208H122ZM162 209H163V208H162ZM162 209H161V210H162ZM175 209H176V208H175ZM178 209H179V208H177L176 210H178ZM181 209H182V208H180V210H181ZM189 209H190V206H189ZM70 210H67V211H69V216H72L71 219L73 218V220H74L75 217H73V216H74V215H77V214L72 215V214H71L72 212L70 213ZM73 210H74V209H73ZM170 210H171V209H170ZM173 210H174V209H173ZM176 210H175V211H176ZM180 210H179V211H180ZM122 211H124V210H122ZM122 211H118V212H121V213H122ZM175 211H172V212H175ZM74 212H75V210H74ZM107 212H108V211H107ZM166 212H167V211H166ZM170 212H171V211H170ZM172 212H171V213H172ZM177 212H178V211H177ZM183 212H184V211H183ZM183 212H181V213H183ZM83 213H84V215H83ZM86 213H87V212H86ZM159 213H160V211H159ZM168 213H169V212H168ZM168 213H167V214H168ZM70 214H71V215H70ZM117 214H118V213H117ZM117 214H116V215H117ZM164 214H165V213H164ZM164 214H163V215H164ZM172 214H174V213H172ZM65 215H66V212H65ZM67 215H68V214H67ZM160 215H161V214H160ZM118 216H120V215L118 214ZM161 216H162V215H161ZM167 216H168V215H167ZM149 218H151V217H149ZM158 218H159V217H158ZM145 219H146V218H145ZM151 219H152V218H151ZM153 219H155V218H153ZM156 219H157V218H156ZM159 219H160V218H159ZM159 219H158V221H159ZM166 219H167V218H166ZM170 219H171V218H170ZM88 220H90L89 217L87 218V221H88ZM97 220H101V219L99 218V219H97ZM97 220H96V222H97ZM119 220H120V219H119ZM121 220H122V219H121ZM149 220H150V219H149ZM162 220H163V219H162ZM164 220H165V219H164ZM171 220H172V219H171ZM69 221H70V220H68V221L66 220L65 223L68 222V223L70 224L71 221H70V222H69ZM91 221H92V220H91ZM155 221H156V220H155ZM155 221H154V222H155ZM167 221H168V220H167ZM73 222H74V221H73ZM88 222H90V221H88ZM93 222H94V221H93ZM100 222H101V221H100ZM154 222H153V223H154ZM162 222H163V221H162ZM169 222H170V220H169ZM65 223H64V226L66 225ZM150 223H151V222H150ZM158 223H160V222H158ZM69 224H67V225H69ZM67 225H66V226H67ZM70 225L73 226V225H72V222H71ZM162 225H163V224H162ZM66 226H65V227H66ZM154 226L157 227L158 225H154ZM164 226H165V224H164ZM167 226H168V225H167ZM67 227H69V226H67ZM67 227H66V228H67ZM156 227H155V228H156ZM75 228H76V227H73V228H70V229H74V230H75ZM157 228H158V227H157ZM157 228H156V229H157ZM161 228H163V227L161 226ZM161 228L159 227V229H161ZM164 228H165V227H164ZM68 230H69V229H68ZM77 230H78V229H77ZM86 230H87L88 232H90L88 229L83 230V232L86 231ZM98 230H99V229H98ZM75 231H76V230H75ZM78 231L80 232V229H79ZM87 231H86V232H87ZM95 231H96V233H98L97 230H95ZM95 231H94V232H95ZM101 231H102V230H101ZM76 232H77V231H76ZM99 232H100V230H99ZM102 233H103V232H102ZM80 234H81V233H80ZM82 234H83V233H82ZM84 234L86 235V233H84ZM89 235H90V236H94V235H92L91 232H90ZM102 235H103V234H101V232L98 233V234H96L97 239L99 238L98 240H100V239L102 240V239H103V241H105V237L103 236V238H102ZM81 236H82V235H81ZM96 236H95V237H96ZM82 237H83V236H82ZM84 237H86V236H84ZM95 237H94V238H95ZM86 238L89 239L88 236H87ZM94 238L92 239V237H91V238L89 239V242H88V243H89V244H94V245H95V244H97V245H101V241H99V243H97V242H98L97 239H94ZM86 240H87V239H86ZM91 240H92V241H91ZM90 241H91V243H90ZM103 241H102V242H103ZM94 245H90V246H94ZM102 245H104V242L102 243ZM95 247H96V245H95ZM97 247H98V246H97ZM92 248H94V247H92ZM263 251H264V250H263ZM253 256H254V257H253V261L255 262V264H264V253H262V254H254Z\"/></svg>",
  "mask_w": 264,
  "mask_h": 264
}]
</instances>
